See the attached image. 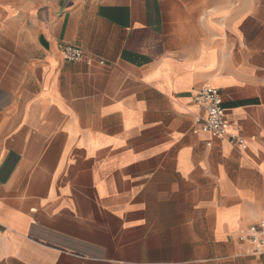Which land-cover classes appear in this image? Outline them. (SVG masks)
<instances>
[{"label": "crops", "instance_id": "crops-1", "mask_svg": "<svg viewBox=\"0 0 264 264\" xmlns=\"http://www.w3.org/2000/svg\"><path fill=\"white\" fill-rule=\"evenodd\" d=\"M0 264H264V0H0Z\"/></svg>", "mask_w": 264, "mask_h": 264}, {"label": "built area", "instance_id": "built-area-1", "mask_svg": "<svg viewBox=\"0 0 264 264\" xmlns=\"http://www.w3.org/2000/svg\"><path fill=\"white\" fill-rule=\"evenodd\" d=\"M60 49L63 57L67 61H78L83 56L81 48L70 45L61 44ZM204 115H197L195 119L198 128L194 131H202L215 137L222 138L226 134V115L222 107V100L219 90L215 87L204 86L197 90L193 97ZM230 143L241 144L243 139L234 135H229Z\"/></svg>", "mask_w": 264, "mask_h": 264}]
</instances>
